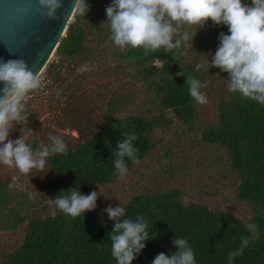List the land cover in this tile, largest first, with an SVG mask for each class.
I'll return each mask as SVG.
<instances>
[{"label": "trees", "instance_id": "obj_1", "mask_svg": "<svg viewBox=\"0 0 264 264\" xmlns=\"http://www.w3.org/2000/svg\"><path fill=\"white\" fill-rule=\"evenodd\" d=\"M105 1V7L111 3V0ZM85 2L88 10L84 15L76 10L54 53L55 62L46 67V75L51 80L60 78L65 65L85 58L87 31L84 20L94 14L95 1ZM250 2L242 0V3ZM104 9L95 15L92 26L102 20ZM194 28L196 30L197 26ZM220 32L227 33L226 26L213 25L211 21L198 29L194 44L198 54L215 51ZM89 52L96 55L93 49ZM115 56L128 68L132 67L134 78L146 90L154 92L156 101L152 103V111L145 108V112L143 106L134 105L137 111L121 116L120 111L130 101L121 96L111 98L104 107L101 123L91 132L89 117L83 115L78 119V107L73 102L62 108L66 117H74L72 128L79 135L74 143L66 144V154L46 157L37 175L29 172L26 179L17 176L19 180L15 177L13 182L0 179V231H16L26 223L21 245L0 264H116L108 237L115 221L108 215L99 218L94 210L71 217L57 209L54 197L69 188H78L85 195L97 191L98 197L101 187L120 179L112 162L117 144L127 134L136 136L132 143L137 149L138 162L133 163L125 157L129 170L155 149L156 143L149 137L154 129L167 128L171 124L167 112L173 113L184 125H192L199 108L189 95L186 80L195 77L204 87L208 76L217 70L203 61V68L196 70V62H184L178 48L159 49L146 55L139 48L121 51L117 46ZM216 108L217 121L206 124L201 141L207 146H221L227 153L229 170L239 181L237 197L252 208L250 223L256 226L255 231L250 232L247 224L229 211L211 209L205 204L186 205L179 190L137 193L120 205L125 209L121 219L139 217L146 223L150 238L132 264H150L158 253H175L173 240L177 237L187 240L196 264H229V254L240 248L241 237H249L248 246L241 255L233 257L231 264H264V105L227 90L216 102ZM27 143L34 151L52 146V143L46 146L37 139ZM36 176L39 181L35 180ZM26 183L34 187L35 183L39 184L41 193L51 204V212L42 216L28 213L31 197Z\"/></svg>", "mask_w": 264, "mask_h": 264}, {"label": "rangeland", "instance_id": "obj_2", "mask_svg": "<svg viewBox=\"0 0 264 264\" xmlns=\"http://www.w3.org/2000/svg\"><path fill=\"white\" fill-rule=\"evenodd\" d=\"M94 1V14L84 20L87 31L85 58L65 65L58 80H51L45 68L38 77L40 86L24 98L26 119H21L19 123L13 122L7 139L25 137L26 142L37 139L49 146L52 143L51 137L59 136L65 144L74 143L79 137L78 132L72 128L74 117H66L62 110L71 102L78 107V119L83 115L89 117L91 132L101 123L102 112L111 98L121 96L123 100L130 101L120 111L121 116L137 111L135 106L138 105L143 106L145 112L146 109L152 111L156 96L134 78L131 66L128 68L115 56L117 46L111 41L110 30L105 24L106 16L98 25L92 26L95 15L104 9L106 2ZM177 28L178 32L187 31L189 37L195 32L194 25L178 24ZM194 44L195 35L192 41L189 39L178 48L179 56L187 63L203 64V61L208 65L215 51L198 54ZM89 49H93L96 55L90 54ZM53 62L55 56L49 63ZM217 70L208 76L209 80L201 90L207 102L198 104L196 121L186 126L173 113L167 112L171 124L167 128L154 129L149 137L150 141L156 143L155 149L143 161L130 168L123 178L99 189L93 209L99 218L107 216V208L127 203L137 193L172 189L181 192V199L186 205L205 204L211 209L229 211L247 225L250 223L252 208L237 197L239 181L229 170L227 153L221 146H207L201 141L200 135L206 124L217 121L216 102L228 90L227 73ZM32 172L37 175L38 170ZM17 176L26 179V174L14 166L0 164V179L13 182ZM16 179L19 180L18 177ZM35 180L39 181L37 176ZM35 185L31 183L27 188L31 197L28 213L42 216L51 212L52 207L46 195L41 193L39 184ZM25 231L26 223L16 231H0V261L21 245Z\"/></svg>", "mask_w": 264, "mask_h": 264}, {"label": "clouds", "instance_id": "obj_3", "mask_svg": "<svg viewBox=\"0 0 264 264\" xmlns=\"http://www.w3.org/2000/svg\"><path fill=\"white\" fill-rule=\"evenodd\" d=\"M37 3L49 19H54L56 11L62 7L61 0H37ZM74 7L81 15L88 10L85 0H75ZM104 11L113 44L121 51L139 48L146 55L159 49H176L189 39L192 41L197 30L208 21L226 26L227 33H219V43L211 54L208 67L227 73L229 92H237L264 105V0H251L250 4L242 3V0H111ZM178 24L197 28L189 37L187 31L178 32ZM174 37L177 38L174 40ZM201 68V63L195 64L196 70ZM0 84L3 85L0 88V164L14 166L27 174L33 169L42 170L46 157L66 154V144L59 136L51 137L50 149L39 151H34L25 137L7 139L13 122L26 119L25 96L40 86L36 74L23 59H0ZM186 84L196 103L207 102L200 80L189 77ZM135 139L134 133L127 134L113 152V167L120 178L128 172L125 157L133 163L138 162L137 149L132 143ZM96 199L97 191L85 195L78 188H69L55 196L54 203L64 214L78 217L93 210ZM106 212L109 219L115 221L108 236L111 256L116 264H132L150 238L147 225L139 217L121 219L125 212L121 206L109 207ZM247 227L250 232L256 229L251 223ZM173 244L175 253H158L150 264H196L186 239L177 237ZM248 244L249 237H241L240 248L229 254V264Z\"/></svg>", "mask_w": 264, "mask_h": 264}, {"label": "water", "instance_id": "obj_4", "mask_svg": "<svg viewBox=\"0 0 264 264\" xmlns=\"http://www.w3.org/2000/svg\"><path fill=\"white\" fill-rule=\"evenodd\" d=\"M61 2L55 18L49 19L37 0H0V59H23L38 78L54 56L77 10L75 0Z\"/></svg>", "mask_w": 264, "mask_h": 264}]
</instances>
